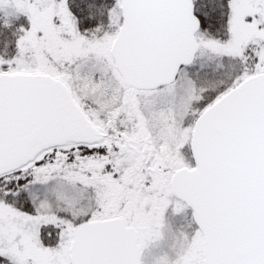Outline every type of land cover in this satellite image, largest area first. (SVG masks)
Segmentation results:
<instances>
[{
	"label": "snow or ice",
	"instance_id": "snow-or-ice-1",
	"mask_svg": "<svg viewBox=\"0 0 264 264\" xmlns=\"http://www.w3.org/2000/svg\"><path fill=\"white\" fill-rule=\"evenodd\" d=\"M0 264H264V0H0Z\"/></svg>",
	"mask_w": 264,
	"mask_h": 264
}]
</instances>
